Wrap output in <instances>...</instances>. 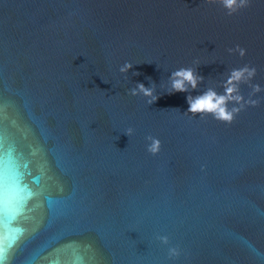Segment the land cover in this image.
I'll use <instances>...</instances> for the list:
<instances>
[{
	"label": "water",
	"instance_id": "95a60500",
	"mask_svg": "<svg viewBox=\"0 0 264 264\" xmlns=\"http://www.w3.org/2000/svg\"><path fill=\"white\" fill-rule=\"evenodd\" d=\"M244 64L264 88V0H0V150L31 192L4 264H264V91L231 125L183 113ZM181 67L203 82L168 94Z\"/></svg>",
	"mask_w": 264,
	"mask_h": 264
},
{
	"label": "clouds",
	"instance_id": "9594fccd",
	"mask_svg": "<svg viewBox=\"0 0 264 264\" xmlns=\"http://www.w3.org/2000/svg\"><path fill=\"white\" fill-rule=\"evenodd\" d=\"M209 4L219 2L224 9L227 10V15L231 16L238 13L242 9L251 6V0H207ZM229 53H238L241 58L247 54V49L239 44L234 48H228ZM133 68L131 62H125L119 69L121 73H127ZM139 75V73H134ZM257 75V69L250 64H244L238 68H232L227 77L221 81L220 87L223 92L218 93L213 88H207L204 92L195 96L189 95L186 97L188 108L184 115L191 114L192 117H199L201 120L206 116L211 115L212 118L222 124L231 125L236 117L248 107H258L260 99H254L258 93L264 91L259 83H252ZM170 91L168 94L188 92L189 86L193 91L196 90L199 83L203 82V77L198 76L192 68L181 67L173 71L169 76ZM247 85L251 91L248 93V98L242 94L241 86ZM131 96L143 95L148 99V104L151 105L159 97L154 95L155 88L146 87L143 83L137 82L134 88L128 90ZM229 104L232 107H229ZM134 129L127 128L125 134L128 136L133 135ZM148 139L151 143L147 146V151L155 156L160 152L161 141L156 137L149 136ZM158 239L163 244H168L167 236H160ZM180 252L177 248H169V257H178ZM6 259V258H5Z\"/></svg>",
	"mask_w": 264,
	"mask_h": 264
},
{
	"label": "snow or ice",
	"instance_id": "6c2138e0",
	"mask_svg": "<svg viewBox=\"0 0 264 264\" xmlns=\"http://www.w3.org/2000/svg\"><path fill=\"white\" fill-rule=\"evenodd\" d=\"M29 196H31V192H27L25 195V189L21 187L20 175L15 171L14 165L5 161L3 152L0 150V222L5 219L11 222L19 214L20 209L13 206L12 199L23 202ZM15 233L11 238L13 242L18 239L20 230L16 229ZM6 253L7 249L0 247V264H4Z\"/></svg>",
	"mask_w": 264,
	"mask_h": 264
}]
</instances>
